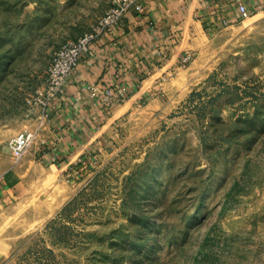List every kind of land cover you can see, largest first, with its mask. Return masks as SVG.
<instances>
[{
  "label": "rangeland",
  "instance_id": "obj_1",
  "mask_svg": "<svg viewBox=\"0 0 264 264\" xmlns=\"http://www.w3.org/2000/svg\"><path fill=\"white\" fill-rule=\"evenodd\" d=\"M111 5L0 0V159L54 51ZM192 71L164 107H137L61 215L0 204V264H264V10L218 31Z\"/></svg>",
  "mask_w": 264,
  "mask_h": 264
},
{
  "label": "crops",
  "instance_id": "obj_2",
  "mask_svg": "<svg viewBox=\"0 0 264 264\" xmlns=\"http://www.w3.org/2000/svg\"><path fill=\"white\" fill-rule=\"evenodd\" d=\"M243 1L252 15L264 10V0ZM240 20L237 0H145L143 12L127 13L120 28L94 41L62 94L45 110L31 105L11 134L30 130L35 138L19 161L9 146L0 159V204L24 202L32 217L57 213L94 160L121 150L137 107L162 108L183 94L217 32ZM117 80L130 97L105 109L89 86Z\"/></svg>",
  "mask_w": 264,
  "mask_h": 264
},
{
  "label": "built area",
  "instance_id": "obj_3",
  "mask_svg": "<svg viewBox=\"0 0 264 264\" xmlns=\"http://www.w3.org/2000/svg\"><path fill=\"white\" fill-rule=\"evenodd\" d=\"M237 1L241 19L250 17L252 12L247 4L243 0ZM144 3L145 0H112V5L88 31L61 43L52 55L47 72L46 86L37 91V94L28 100V103L37 104L45 110L55 98L62 94L68 77L74 72L81 59L90 53L94 41L110 29L120 28L127 13L143 12ZM190 58L189 55L183 56L182 62L187 63ZM89 87L92 92L98 94V100L105 109L127 100L131 94L122 80L114 81L111 84H92ZM34 138L35 133L33 131L22 130L8 140V146L16 161L23 158Z\"/></svg>",
  "mask_w": 264,
  "mask_h": 264
},
{
  "label": "trees",
  "instance_id": "obj_4",
  "mask_svg": "<svg viewBox=\"0 0 264 264\" xmlns=\"http://www.w3.org/2000/svg\"><path fill=\"white\" fill-rule=\"evenodd\" d=\"M237 120L242 121V123H244V122L246 121V120L241 119V118H240V119H237ZM72 200H73V199H72ZM70 203H71V200L68 201V202L62 207V209H61L56 215H61L62 212L64 211V209H65ZM53 220H54V219L52 218V220H50L48 224L50 225V222L53 221ZM48 224H47V225H48ZM50 251H51V250H50Z\"/></svg>",
  "mask_w": 264,
  "mask_h": 264
}]
</instances>
